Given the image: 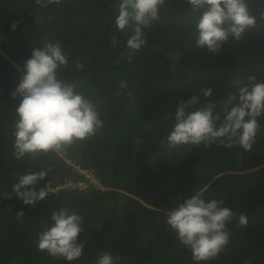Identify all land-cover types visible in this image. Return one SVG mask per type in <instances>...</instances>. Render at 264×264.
Listing matches in <instances>:
<instances>
[{
	"label": "trees",
	"instance_id": "trees-1",
	"mask_svg": "<svg viewBox=\"0 0 264 264\" xmlns=\"http://www.w3.org/2000/svg\"><path fill=\"white\" fill-rule=\"evenodd\" d=\"M118 3L61 0L42 7L35 0H0V264H96L104 252L119 257L116 264H264V115L251 151L218 141L208 147L166 142L179 100L195 94L200 103L194 108L215 102L220 111L236 81L243 85L255 75V82H264V3L248 0L256 26L219 53L196 47L198 14L185 0H165L159 19L143 29L146 43L133 51L125 35L131 28L119 31L114 22ZM49 40L59 41L69 59L60 78L77 82L103 127L62 156L17 160L13 125L20 97L11 93L22 76L18 68ZM173 54L179 56L175 64ZM77 59L83 70L76 69ZM121 81L128 87L121 89ZM207 87L213 91L204 97L201 88ZM76 166L90 170L99 185ZM49 168L35 185L37 192L51 187L45 199L32 206L17 198L12 188L19 175ZM79 179L86 187H71ZM200 189L206 200H223L237 214L227 226L229 244L206 262L194 261L166 222L167 211ZM61 207L84 217L83 255L71 262L34 243ZM19 211L23 223L16 220ZM240 213L248 217L247 227L239 226Z\"/></svg>",
	"mask_w": 264,
	"mask_h": 264
},
{
	"label": "clouds",
	"instance_id": "clouds-1",
	"mask_svg": "<svg viewBox=\"0 0 264 264\" xmlns=\"http://www.w3.org/2000/svg\"><path fill=\"white\" fill-rule=\"evenodd\" d=\"M261 2L264 3V0ZM35 3L47 7L60 4L61 0H35ZM185 3L192 13L198 14L195 45L207 53H219L230 39L242 40L246 31L257 24V17L251 14L248 0H185ZM164 5L165 0H119L114 22L119 31L131 28V35L125 32L127 48L133 51L142 48L146 43L143 29L159 19V10ZM259 18L264 20V10L259 11ZM17 23L11 25L13 30ZM111 43L115 46L119 40L114 36ZM178 59L179 56L173 54V64ZM68 66L69 59L61 43L49 40L42 47L34 48L31 57L22 68H18L22 76L11 93L14 98L20 97L13 125V154L17 160L26 155L32 160L53 153L62 156L78 141L94 135L103 127L95 104L77 90V82L60 78L59 70ZM75 66L78 71L84 68L78 59ZM256 79L255 75H249L246 84L236 81V91L229 92L227 99L221 101L220 111H217L215 102L194 108L200 103L195 94L187 101L179 100L172 129L166 137L167 144L177 147L204 143L208 147L218 141L225 148L239 145L244 151H251L260 128L258 117L264 115V82L257 83ZM119 87L127 88V82L121 81ZM212 91L210 87L201 88L204 97L211 96ZM164 118L170 119L172 114H166ZM76 168L84 174L83 177L99 185L90 170ZM50 170H28L18 176L12 191L24 204L35 206L36 202L49 195L51 187L48 189L46 185L37 192L35 185ZM67 183L70 184V181ZM74 185L86 187V182L79 179L71 187ZM223 205V200H206L204 189H200L166 212L167 224L177 240L190 250L196 262L216 258L229 244L227 226L237 214ZM23 217V211L16 213L18 222L23 223ZM50 221L37 235L34 242L37 249L68 262L79 259L85 248V243L79 239L84 217L61 207L51 213ZM238 224L247 227L248 217L244 213L239 214ZM119 259L104 252L97 258L96 264H116Z\"/></svg>",
	"mask_w": 264,
	"mask_h": 264
},
{
	"label": "rangeland",
	"instance_id": "rangeland-1",
	"mask_svg": "<svg viewBox=\"0 0 264 264\" xmlns=\"http://www.w3.org/2000/svg\"><path fill=\"white\" fill-rule=\"evenodd\" d=\"M155 157H157V154H155ZM86 172V171H85ZM87 175H90L89 173L86 172Z\"/></svg>",
	"mask_w": 264,
	"mask_h": 264
},
{
	"label": "built area",
	"instance_id": "built-area-1",
	"mask_svg": "<svg viewBox=\"0 0 264 264\" xmlns=\"http://www.w3.org/2000/svg\"><path fill=\"white\" fill-rule=\"evenodd\" d=\"M84 186H85V184H84Z\"/></svg>",
	"mask_w": 264,
	"mask_h": 264
}]
</instances>
